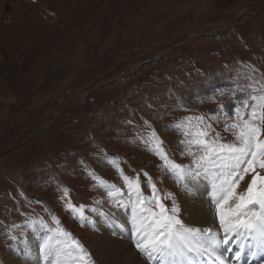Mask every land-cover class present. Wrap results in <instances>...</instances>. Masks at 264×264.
<instances>
[{
    "label": "rangeland",
    "instance_id": "rangeland-1",
    "mask_svg": "<svg viewBox=\"0 0 264 264\" xmlns=\"http://www.w3.org/2000/svg\"><path fill=\"white\" fill-rule=\"evenodd\" d=\"M249 66L257 78L264 75V0H0V264H36L38 245L51 233L26 222L43 218L56 228L53 216L70 233L67 242L75 238L94 264H103L94 240L103 232L112 255L136 254L126 232L114 234L116 227L94 213L95 226L82 225L61 199L66 188V199L89 210L100 201L101 211H114L127 226L129 210L119 214L103 203L106 191L89 175L122 187L110 157L142 184L147 172L160 189L174 192L181 218L192 225L193 193L135 137L151 130L148 121L169 156L189 164L180 134L167 125L210 115L220 104L230 110ZM223 124L213 121L231 139ZM199 183L200 189L204 179ZM233 254L226 253L227 264ZM250 261L263 264L264 252Z\"/></svg>",
    "mask_w": 264,
    "mask_h": 264
},
{
    "label": "snow or ice",
    "instance_id": "snow-or-ice-1",
    "mask_svg": "<svg viewBox=\"0 0 264 264\" xmlns=\"http://www.w3.org/2000/svg\"><path fill=\"white\" fill-rule=\"evenodd\" d=\"M257 71L249 66L248 82L237 85L230 110L220 104L210 115H188L167 125L180 134L181 155L191 158L189 164L177 163L169 156L165 142L148 121L144 124L151 130L135 137L146 151L162 161L160 167L165 174L173 176L186 192L199 193V181L208 182L203 194L214 208L218 229L186 224L176 194L160 189L147 172L143 173V184L139 174L126 175L119 157H110L106 162L116 169L122 187L94 171L89 175L95 181L94 187L106 191L103 203L117 211L129 210L127 226L120 224L114 211H101L100 201L90 210L84 204H74L66 199L69 197L66 188L61 196L65 210L82 225L93 227L92 213L105 217L116 227L114 234L127 233L147 264H205L213 259L215 264H227L226 253H234L230 259L239 264L246 253L256 257L264 252V75L257 78ZM213 121L217 124L223 121L224 132L232 138L222 136ZM144 188L150 194H145ZM53 220L58 227H48L43 218L26 222L30 230L39 228L51 233L45 234L38 245L36 264L43 260H49L50 264H94L83 245L75 238L69 244L70 233L59 227L56 217ZM9 238L17 240L15 235ZM24 256L31 258L32 252L24 251Z\"/></svg>",
    "mask_w": 264,
    "mask_h": 264
},
{
    "label": "bare ground",
    "instance_id": "bare-ground-1",
    "mask_svg": "<svg viewBox=\"0 0 264 264\" xmlns=\"http://www.w3.org/2000/svg\"><path fill=\"white\" fill-rule=\"evenodd\" d=\"M207 184H208V182L206 180H204V183H203L204 187H203V185H202V187L200 186L199 193H197L196 191L192 192L193 194L191 195L190 200L192 199L193 204L189 205L190 207L188 210V214L191 216V220L189 221V223L192 225L195 224L199 227H202V225H198V224H207L208 223L209 224L208 227H213V228L217 229L218 225H217V221L215 220V216H214V208L210 205V203L207 201V199L204 198V196L201 193V190L203 191L204 189L206 192ZM199 185H200V183H199ZM243 186L246 187L247 185L244 184ZM209 206L211 208V209H209V211L211 210V212H210L211 218H210L209 211H208ZM118 212H119V214H122L123 209L122 208L119 209ZM211 219H212V221H211ZM84 233L86 235H88L90 232L88 230H85ZM107 236L108 235L105 232L102 233L101 237L94 236V240L95 241L97 240V243H98L95 253L97 254V256H100L103 264H147V262L144 260V258L139 253H137L135 250L134 251L136 252V254L134 252L130 251V253L122 252V254L118 255V256H115L114 254L112 255L110 253L109 247H107V245H105L106 243H104V242H106L107 239L110 238ZM129 244H130V242H129ZM108 245L112 246V244H108ZM118 249H119V247H118ZM133 249H135V248H133ZM140 256L142 258H140Z\"/></svg>",
    "mask_w": 264,
    "mask_h": 264
}]
</instances>
